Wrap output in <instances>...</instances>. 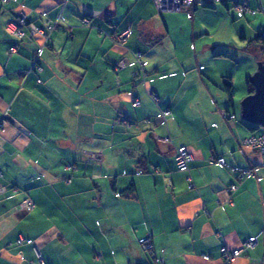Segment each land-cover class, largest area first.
Wrapping results in <instances>:
<instances>
[{
    "label": "crops",
    "instance_id": "1",
    "mask_svg": "<svg viewBox=\"0 0 264 264\" xmlns=\"http://www.w3.org/2000/svg\"><path fill=\"white\" fill-rule=\"evenodd\" d=\"M241 2L197 8L188 19L160 12L155 0H0V119L8 110L0 264H41L37 250L46 264H156L138 242L148 233L165 264H224L223 246L241 248L251 237L254 246L230 264H264V159L243 142L264 135V124L242 118L246 77L263 57L250 42L264 31V0H248L244 12L235 7ZM18 12L39 28L59 16L73 25L53 32L41 70L29 74L43 39L7 30ZM120 32H129L132 52L107 37ZM13 45L18 52L9 54ZM136 51L148 61L145 86L137 66L117 69ZM119 113L129 123H116ZM180 146L193 156L188 171L178 169ZM252 166L255 176L230 196L233 168ZM28 197L34 210L19 211ZM20 236L32 242L19 244Z\"/></svg>",
    "mask_w": 264,
    "mask_h": 264
},
{
    "label": "rangeland",
    "instance_id": "2",
    "mask_svg": "<svg viewBox=\"0 0 264 264\" xmlns=\"http://www.w3.org/2000/svg\"><path fill=\"white\" fill-rule=\"evenodd\" d=\"M3 2H7V1H9V0H2ZM215 1H217V0H193V2H190V3H187V0H180V1H178L176 4H178V5H180V7H178V10H163L162 8H161V3H159V1L158 0H155V2H156V4H157V7H158V9H159V11L160 12H162V13H176V14H179V13H182V12H184V13H186V16H187V18L188 19H192L193 18V11L195 10V9H197V8H199V9H202V8H205V7H212L213 9H217L218 7H216V6H213L215 3H217V4H220V3H222L224 0H221L220 2H215ZM247 1L248 0H242V2L241 3H238V4H236L235 5V7H236V9H238L239 11H242V12H244V11H249L250 9L248 8V6L247 5H245V3L247 4ZM22 13H24V12H18V14H17V16L8 24V27H7V30L11 33V34H13V35H15L16 37H18V38H22V37H24V36H27V35H32V36H34V35H40L41 37H42V39H43V42H42V44L39 46V47H37L36 49H35V51H34V55H33V57H32V60H31V63H32V65H33V61H38L39 59H41V57H42V54H43V51H42V54H41V56L38 58V57H35V56H37L36 55V53H37V51H38V49H40V48H43V50L45 49V47H46V44H47V47L48 46H51L50 45V43H51V41H52V34H53V32L55 31V30H57L58 29V27L56 28V29H54V30H52V31H49L48 33H47V28H48V25H49V23H51L52 21H50L49 23H47V25H46V27L45 28H43L44 30H45V32H46V34H47V36H46V34H45V32L44 33H42V32H38L37 30H34V28L33 27H30L29 25L30 24H27L26 23V25L25 24H23V25H20V22L18 21V17L20 16V14H22ZM25 14V13H24ZM60 17V16H59ZM58 17V18H59ZM57 18V19H58ZM62 20H64V18H62ZM54 21V20H53ZM64 26L66 27V28H70V27H72L73 25L72 24H70V23H68V22H66V20H64ZM209 23H205L206 25H213V22H210V21H208ZM31 25H33V23H31ZM24 26H29V29H28V31L26 32L25 30H24ZM82 26H90V18L89 17H84L83 19H82ZM22 29V32L19 30V29ZM19 32L20 33H22L21 35L19 34ZM121 33H123V32H120V33H113V34H108L107 35V37L114 43V44H116V46H119V47H125L127 50L129 49V48H127L126 47V41L127 40H125V41H123L124 43H122V42H120V43H122V44H120L119 43V41H118V38L116 37V35H119V34H121ZM127 34H128V36H129V32H126ZM128 36H127V38H128ZM260 36L262 37V38H264V31L260 34ZM114 37V38H113ZM126 38V39H127ZM49 39V40H48ZM219 39V37L217 36L216 37V40H218ZM45 41H46V43H45ZM258 46H259V49H260V51L262 52V48H261V46L259 45V44H257ZM13 46H16V45H13ZM13 46H11V47H13ZM10 47V48H11ZM17 47V46H16ZM235 48V47H234ZM128 51H131L130 49L128 50ZM215 51V50H214ZM9 54H15V53H17V51L16 52H13V51H10V49H9ZM132 52V51H131ZM138 52H140L141 53V55H142V57L140 58L141 59V61H147L146 59H144V54H143V52L142 51H136V52H133L132 54H133V60L132 61H128L127 60V58L126 57H123V58H121L120 60H119V62H118V65H117V69L119 68V67H123V66H127V65H135V66H137V69L135 70V72H134V74L136 75V76H138L139 78H141V82L144 84V86H145V84H146V79H147V77H148V75H149V72H146V74L145 75H143L142 74V72H140L139 73V71H141V67H140V65H139V63L137 62V59L135 58V53H138ZM227 52L228 53H231V55H237V56H241L242 58H248L247 56L248 55H246V54H248V53H245V54H243L239 49L237 50V49H232V50H227ZM215 53V52H214ZM212 53H210V55H211ZM231 55H229L228 54V56L229 57H231V58H233V56H231ZM262 55L264 56V54H263V52H262ZM249 58H251V57H249ZM244 60V59H243ZM38 63V62H37ZM259 64H264V61H259L258 62ZM259 64H258V66H259ZM32 65H31V67H30V69L28 70V71H26V73L27 74H29V73H31L32 72V70L33 69H37V70H41V64L39 65V63H38V67L39 68H32ZM147 66H148V61H147V65H146V67H145V69L147 70ZM204 68V66H199V69H203ZM253 76V74L252 75H250V78ZM39 82H41V79H39ZM252 82V81H251ZM253 84V83H252ZM254 86V85H253ZM152 91H153V93L154 92H156V91H154V90H147V94L150 96V98L159 106V104H160V97H159V95H158V103L156 102V100L155 99H153L152 97H151V93H152ZM157 93V92H156ZM136 100H138L137 98H136ZM139 101V100H138ZM133 102H135V101H133ZM140 103V102H139ZM135 106H138V105H135ZM165 111V110H164ZM7 112H8V110H5L4 111V113H3V115H2V117H1V119H0V128L7 122ZM170 112V111H169ZM169 114V113H168ZM119 115H121V113L119 114ZM230 115H235V114H231V113H224L223 114V116H224V118L226 119V120H233V119H235V117L233 118V119H231L230 118ZM121 117L123 118V116L121 115ZM117 123H120V122H118L117 121ZM263 135V134H262ZM262 135H259V136H262ZM259 136H256V137H259ZM168 140V139H167ZM247 145V144H246ZM179 148V147H178ZM177 148V149H178ZM256 149V148H255ZM189 151V150H188ZM260 151V150H259ZM177 155H178V151H177ZM93 156V155H92ZM91 156V157H92ZM94 156H95V154H94ZM90 157V158H91ZM218 158V157H217ZM224 158V157H223ZM176 159H177V165H178V158H177V156H176ZM225 159V158H224ZM193 161V160H192ZM191 161V162H192ZM190 162V163H191ZM69 165H72L71 163H67V168H69V169H76V165H75V167L74 168H72V167H70ZM220 165H222V166H225V165H227V163H226V160H225V164H220ZM254 167V166H253ZM189 168H190V164H189ZM179 169V168H178ZM234 170H235V172H236V175L238 174V172L236 171L237 169H245V168H239V167H234L233 168ZM180 170V169H179ZM189 170V169H188ZM187 170V171H188ZM181 171V170H180ZM2 174V173H1ZM66 181L67 182H70L71 181V177H68V178H66ZM239 183H242V182H239L238 181V179H237V182L236 183H233V184H230L227 188H226V190H227V192H228V188L230 187V186H232V185H234V184H236V185H238ZM191 185V184H190ZM189 185V186H190ZM238 190V189H237ZM236 190V191H237ZM2 191V189H0V192ZM235 192H233V193H230V192H228V194L231 196V195H233ZM118 195V194H117ZM26 199V198H25ZM24 199V200H25ZM28 199H30L31 201H33L31 198H29L28 197ZM23 201V200H22ZM21 201V202H22ZM20 202V203H21ZM34 202V201H33ZM35 203V202H34ZM18 208H19V211H23V212H29V211H24L23 209H20V204H19V206H18ZM152 235V234H151ZM153 236V235H152ZM20 238H23L22 236H20L19 238H18V240L20 239ZM141 239V238H140ZM140 239L138 240V242H139V245H140V248H141V250L142 251H144V252H146V253H149V254H151V255H154L155 256V260H156V263H157V259L159 258V256H157V255H155V250H144L143 248H142V246H141V244H140ZM18 240H17V242H18ZM24 242H27V240H25ZM23 242V243H24ZM32 241H30V243H31ZM153 242H154V240H153ZM19 243V242H18ZM19 244H22V243H19ZM236 249H238V248H236ZM39 254H41L40 253V251L39 250H37V255H39ZM42 255V254H41ZM240 257V256H239ZM42 258H43V260L45 261V259H44V257H43V255H42ZM238 258V257H237ZM236 258V259H237ZM235 259V260H236ZM38 262H39V260H38ZM40 263V262H39ZM46 263V262H45Z\"/></svg>",
    "mask_w": 264,
    "mask_h": 264
},
{
    "label": "built area",
    "instance_id": "3",
    "mask_svg": "<svg viewBox=\"0 0 264 264\" xmlns=\"http://www.w3.org/2000/svg\"><path fill=\"white\" fill-rule=\"evenodd\" d=\"M5 1V0H4ZM159 3H161V8L163 10H178V7H180V5L176 4L178 1L180 0H158ZM221 0H217L215 2H220ZM193 2V0H187V3ZM246 5V3H245ZM18 21L20 22V25L26 24L27 23V16L22 13L20 14V16L18 17ZM64 20H62V17L60 16L58 19L52 21L51 23H49L48 28H47V33L49 31H52L54 29H56L58 27V25L60 24H64ZM65 25V24H64ZM31 27L34 28V30H37L38 32H42L44 33L45 30L43 28H39V27H35L34 25H30ZM22 32V29H19ZM19 34L21 35L22 33L19 32ZM46 34V32H45ZM47 36V34H46ZM128 34L126 32H123L119 35H116V37L118 38L119 43L126 40ZM114 38V37H113ZM49 40V39H48ZM46 43V41H45ZM120 43V44H122ZM47 46V44H46ZM10 51L16 52L17 51V47L13 46L10 48ZM43 48L38 49L35 57H40L42 54ZM142 55L140 52L135 53V58L137 59V62L139 63L140 67H141V71L143 75L146 74V65H147V61H141ZM38 61H33V65L32 68H39L38 67ZM151 97L153 99L156 100V102L158 103V94L156 92L150 94ZM134 105H139V101L135 100ZM169 113V110H165V111H161V115L162 116H166ZM235 117V115H230V118L233 119ZM118 122H124L126 123V121H124L121 117V115L118 116L117 118ZM244 144H247L248 146H251L253 148H256L258 150H260L263 159H264V135L256 137V136H252L250 138L245 139ZM178 168L181 171H187L189 169V164L190 162L193 160V156L192 154L188 151V149L185 146H180L178 149ZM210 163H218V164H225V159L223 157H210ZM70 167L74 168L72 165H69ZM255 167H248L245 169H237L236 171L238 172L237 174V179L239 182H243L249 178H252L255 176ZM190 187H192V184L190 185ZM238 189V185L234 184L232 186H230L228 188V192L233 193L236 192V190ZM35 207V203L33 201H31L30 199L26 198L25 200H23L20 203V209H23L24 211H32ZM218 235H220V233H217ZM25 241L24 238H20L18 240L19 243H23ZM31 240H27V242H30ZM257 238L256 237H251L249 238L247 241L244 242V244L242 245L241 248L238 249H228L226 246H223L222 248V254H223V258H224V264H230L233 261H235V259L237 257H239L241 255V252L244 249L247 248H252L254 246V244L256 243ZM140 244L142 246V248L144 250H154V242H153V236L151 235V233H148L147 235H145L144 237H142L140 239ZM38 260L41 264H46L45 261L42 258V255L39 254L38 255ZM156 264H165L164 258L160 257L157 259V263Z\"/></svg>",
    "mask_w": 264,
    "mask_h": 264
},
{
    "label": "water",
    "instance_id": "4",
    "mask_svg": "<svg viewBox=\"0 0 264 264\" xmlns=\"http://www.w3.org/2000/svg\"><path fill=\"white\" fill-rule=\"evenodd\" d=\"M254 92L242 101V118L254 125L264 124V64L251 77Z\"/></svg>",
    "mask_w": 264,
    "mask_h": 264
},
{
    "label": "trees",
    "instance_id": "5",
    "mask_svg": "<svg viewBox=\"0 0 264 264\" xmlns=\"http://www.w3.org/2000/svg\"><path fill=\"white\" fill-rule=\"evenodd\" d=\"M222 3H224V1L222 2ZM215 4H217V3H215ZM26 25V24H25ZM60 26H64V24H60V25H58V27H60ZM250 43H255V44H259L260 46H261V48H262V52H263V54H264V38H262L261 36H258L257 38H255L254 40H252ZM50 45H51V43H50ZM17 46V52H18V45H16ZM47 47V46H46ZM45 47V48H46ZM49 47V46H48ZM32 60V59H31ZM261 61H264V56L261 58ZM38 63H39V65H40V59L38 60ZM31 65H32V63H31ZM31 67V66H30ZM35 70H37V69H33L32 70V72L33 71H35ZM38 71V70H37ZM147 72H148V70H146ZM246 86H247V89H248V92H249V94H251V93H253L254 92V86H253V84H252V82H251V78H250V76H248V77H246ZM224 89L226 90V92L228 93V95H229V98L231 99L232 98V92H233V90H232V84H231V82H226V84H225V87H224ZM136 100V99H135ZM134 100V101H135ZM120 114V113H119ZM119 114L116 116V118H115V122L117 123V118H118V116H119ZM122 116H123V114H121ZM124 121H126V123H124V122H120V124H127V123H129V121L123 116V118H122ZM69 163H71V162H69ZM68 163V164H69ZM72 164V166H74L75 167V165L73 164V163H71ZM36 206V205H35ZM35 208V207H34ZM34 210V209H33ZM29 212H31V211H29Z\"/></svg>",
    "mask_w": 264,
    "mask_h": 264
}]
</instances>
